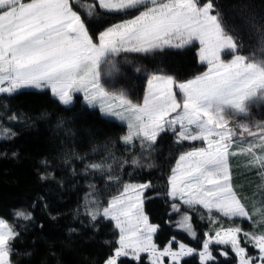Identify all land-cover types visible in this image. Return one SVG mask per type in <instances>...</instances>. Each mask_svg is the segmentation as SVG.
<instances>
[{"label":"snow or ice","instance_id":"snow-or-ice-1","mask_svg":"<svg viewBox=\"0 0 264 264\" xmlns=\"http://www.w3.org/2000/svg\"><path fill=\"white\" fill-rule=\"evenodd\" d=\"M141 7L143 10L131 19L109 20ZM105 24L94 40L90 27ZM256 31L259 56L255 49L243 54L246 45L234 34L235 29L229 30L214 0H0V94L14 96L25 89H48L68 109L74 103L73 94L81 93L86 107L99 108L102 116L126 124L127 132L120 137L124 145L134 148L138 142L141 153L148 156L157 151L161 134L171 133L175 144L203 142L204 146L176 159L168 176L167 195L173 201V212H180L182 206L192 211L203 209L210 226L221 225L214 235L204 234L198 253L183 243L173 250L174 238L161 250L153 242L158 226L149 223L143 211L142 194L151 182L124 184L106 206H101L90 191L86 193L85 215L93 223L100 218L111 221L119 232L117 247L104 264H119L121 257L139 262L141 253L148 254L150 264H164L165 257L169 264H181L184 257L194 254L199 256V264H209L215 259L213 244L229 246L237 264H264V232L244 231L235 223L224 227L218 218L251 221L255 214L247 210L232 186L230 155H250V163L264 176V122L247 120L252 105L264 106V30ZM195 41L207 71L186 82L152 74L142 103L102 83V76L119 71L113 58L120 53L182 49ZM224 55H231V59H222ZM105 63L111 66L108 72L102 71ZM8 120L14 122L17 116ZM16 135L10 127L0 126V142ZM127 163L123 161L121 168ZM131 164L141 166L136 157ZM111 168L104 161L92 162L85 165V172L104 174ZM107 180L118 181L119 177L107 175ZM15 216L32 219L31 212L23 210ZM178 226L196 238L187 213ZM19 236L12 224L0 218V264H12V245ZM248 247L257 254L249 255ZM220 255L228 253L221 250Z\"/></svg>","mask_w":264,"mask_h":264},{"label":"trees","instance_id":"trees-1","mask_svg":"<svg viewBox=\"0 0 264 264\" xmlns=\"http://www.w3.org/2000/svg\"><path fill=\"white\" fill-rule=\"evenodd\" d=\"M214 3L229 30L235 29L234 34L246 45L242 53L250 54L255 49L259 56L256 29L264 30V0H214ZM82 18H85L83 14ZM118 19L115 15L109 17L112 23ZM104 27L107 25H92L90 34L96 38ZM127 55L139 69L147 72L160 69L180 79L203 69L197 47L124 56ZM140 79L136 74L127 75L124 83L140 93L144 80ZM0 106H5L0 107V126L10 127L17 133L15 138L0 142V218L10 222L20 233L13 241L12 264H104L117 246L118 233L111 221L100 218L93 223L89 220L85 215L86 193L92 191L100 205L106 206L124 183L132 182H151V187L145 191L144 210L149 220L158 225L155 235L158 246L174 238L196 250L201 249L204 234L211 230L208 214L203 209L192 211L186 206L178 213L173 212V201L167 196L172 161L180 150L191 148L190 143L175 144L171 133L161 134L153 154L157 166L136 167L131 160L138 149L129 148L120 140L127 132L126 126L102 116L97 108L86 107L80 95L65 109L49 90L25 89L14 96L1 94ZM11 115H16L17 120L10 122ZM13 152L17 154L15 157ZM101 161L111 164V170L104 174L85 172L86 164ZM123 161L128 163L121 168ZM232 173L234 190L247 210L255 213L251 221L242 222V229L264 232V184L258 182V172L252 165L237 160ZM42 175L47 178L42 180ZM107 175L118 176L119 180L108 181ZM90 184L95 188L90 189ZM18 210L31 212L32 219H15ZM185 213L191 217L196 238L178 226ZM221 250L228 255H220ZM213 255L215 259L209 264L236 261L228 247L216 250L214 247ZM119 264L149 263L143 257L139 262L123 257ZM181 264H199V261L193 255L184 258Z\"/></svg>","mask_w":264,"mask_h":264},{"label":"rangeland","instance_id":"rangeland-1","mask_svg":"<svg viewBox=\"0 0 264 264\" xmlns=\"http://www.w3.org/2000/svg\"><path fill=\"white\" fill-rule=\"evenodd\" d=\"M79 9V8H78ZM143 10V8L141 7V8H139V9H132V10H130L129 11V13L128 14H119V15H115L116 16V18L118 17L119 19H118V21H116L115 23H117V22H120L121 20H127V19H131V18H133L135 15H138L139 14V11H142ZM91 35V34H90ZM96 37H98V35L96 36ZM96 38H94V40H95ZM191 47H197V56H198V61L200 62V60H199V55H198V53H199V47H200V45H199V42L198 41H195V42H193L192 44H189V45H186L184 48H191ZM184 48H182V49H184ZM165 50H168V49H165ZM159 52H162V51H157V52H154V53H120L118 56H116V57H114L113 59H114V61H116L117 62V67H118V69H119V71L118 72H116V73H113L111 76H109V75H104V76H102V83H104V85H105V87L106 88H108L109 90H123L126 94H127V96H128V98L130 99V100H132L133 102H138V103H142L143 102V97H144V95H145V92H146V90H147V88H148V80H149V78H150V75H152V74H157V75H168V76H172L173 78H174V80H176L177 82H186V81H188V80H190V79H194L196 76H198V75H201L202 73H204L205 71H207V64H204V63H201L200 62V64L202 65V71L200 72V73H197V74H195V75H193V76H191V77H188V78H186V79H180V78H177V77H175V76H173V75H171V74H169V73H165L164 71H161L160 69H154V70H152L151 72H147V71H144V70H142V69H139L136 65H134V62L131 60V59H133V58H131V57H129L128 55L127 56H124L125 54H132V55H150V54H158ZM132 55H130V56H132ZM247 55V54H246ZM222 59H225V60H230L231 59V55H224V56H222ZM101 68H102V71L103 72H108L109 70H110V68H111V66L110 65H108V64H102L101 65ZM132 74H136V76H139V77H141L142 79H144V80H142V79H140V80H142V83H143V88H142V90H141V92L139 93H135V91L133 90V87L131 86V85H129L128 83L127 84H125L124 83V80L126 79V77H127V75H132ZM35 90V89H34ZM46 90H48V89H46ZM49 92H50V90H49ZM51 93V92H50ZM1 95V94H0ZM74 95V98H75V96L76 95H80L81 97H82V99H83V95L81 94V93H74L73 94ZM98 110H99V108H97ZM250 113H251V115H250V117H248L247 118V120L249 121V122H252V121H257V122H264V106H262V105H252L251 107H250ZM106 117V116H105ZM108 118H112V119H114V120H117V119H115V118H113V117H108ZM239 119H245V118H243V117H241V118H239ZM117 121H119V120H117ZM119 122H121V121H119ZM122 123V122H121ZM122 124H124V123H122ZM125 126H126V124H124ZM126 129H127V126H126ZM252 138L251 137H248L247 138V140H251ZM247 140L245 141V145L244 146H246V144H247ZM186 142H188V141H186ZM188 143H190L191 145H192V147L191 148H189V149H184V150H180L176 155H175V157H174V159H173V161H172V165H171V168L172 167H174L175 166V163H176V159H178V157H179V155L181 154V153H183V152H186V151H189V150H191L192 148H194V147H202V146H204L203 145V142L202 141H194V142H188ZM136 148L138 149V152L134 155V157H136V158H138L139 159V162H140V165L141 166H139V167H146V168H149L148 167V165L149 164H151L152 165V167L151 168H153V167H156L157 165H155V158L153 157V154L155 153H152V155L151 156H148L146 153H141V151H140V147H139V143L137 142L136 143ZM236 150V148L234 147L233 148V151H235ZM258 154H259V152H258ZM237 160H243V161H245L246 163H247V165H252L251 163H250V161L252 160V157L250 156V155H245V154H239V155H236V156H229V159H228V162H229V170H230V174H231V183H232V178H233V173H232V169H233V166H234V163H235V161H237ZM162 163H163V161H162ZM162 165V164H161ZM252 167L253 168H255V170L258 172V174H259V177H258V182H263V184H264V176H262L261 174H260V168H258V167H256V166H253L252 165ZM170 173H171V171H170ZM170 173H169V175H170ZM168 175V176H169ZM167 180H168V177H167ZM124 184H129V183H124ZM124 184H123V186H124ZM130 184H142V183H135V182H132V183H130ZM168 184V183H167ZM123 190V187H122V189L119 191V193L121 192ZM146 191V190H145ZM145 191L143 192V194H142V200H143V211H144V213H145V210H144V201H145ZM168 191V190H167ZM92 192V191H91ZM118 193V194H119ZM118 194H116V195H118ZM115 196V195H114ZM168 196V195H167ZM113 197V196H112ZM111 197V198H112ZM110 198V199H111ZM169 198V197H168ZM109 199V200H110ZM170 199V198H169ZM171 200V199H170ZM178 202H180L179 200H177ZM86 202H87V198H85V204H86ZM145 215H146V213H145ZM217 216H218V214H217ZM208 218V217H207ZM219 219H220V221H221V224L224 226V227H228V226H230L231 224H233V223H235V224H237V225H239V226H241L242 227V225H243V221H246V222H249V220H247V219H240V218H237V219H235V221L233 222V221H230V220H228L227 218H224V217H218ZM15 219H18V218H16V216H15ZM149 219V218H148ZM20 220H22V219H20ZM209 220V219H208ZM8 222V221H7ZM10 223V222H9ZM113 223V222H112ZM149 223H151V224H153V225H156V224H154V223H152L150 220H149ZM11 224V223H10ZM113 225H114V223H113ZM158 226V225H157ZM220 227L221 225H212L211 226V230L209 231V232H211L213 235H214V230H215V228H217V227ZM244 231H254V232H256V233H259V232H257L256 230H254V229H243ZM157 231H158V228H157ZM157 231L153 234V242L156 244V242H155V235L157 234ZM117 233H118V236H119V232H118V230H117ZM204 239H205V236H204ZM204 239H203V241H204ZM173 239H170L169 241H172ZM169 241L164 245V246H162V247H160V246H158L157 244V247L159 248V249H163L165 246H167L168 245V243H169ZM176 241V240H175ZM177 243H173L171 246H172V248H173V250H177L178 249V245H179V243H181V242H178V241H176ZM202 244H203V242H202ZM187 247H190V246H188V245H186ZM242 246H245V245H243L242 244ZM117 247V246H116ZM215 247V250L217 249V247H228L229 249H230V251L232 252V250H231V248L229 247V246H221V245H215V244H213L212 246H211V250H212V253H213V248ZM192 248V247H191ZM194 249V248H193ZM201 249H202V247H201ZM201 249H199V250H201ZM199 250H197V253L199 252ZM233 253V252H232ZM248 254L249 255H256L257 254V250H255V249H253V248H251V247H248ZM196 257H197V259H198V261H199V256H198V254H194ZM233 255L235 256V254L233 253ZM193 256V255H192ZM141 257H143V258H145V260L150 264V261H149V259H148V254L147 253H141ZM187 257H190V256H187ZM187 257H184V258H187ZM236 257V256H235ZM121 258H123V257H121ZM183 258V259H184ZM182 259V260H183ZM181 260V261H182ZM164 264H169V259L167 258V257H165L164 258ZM234 264H237V258H236V261H235V263Z\"/></svg>","mask_w":264,"mask_h":264}]
</instances>
